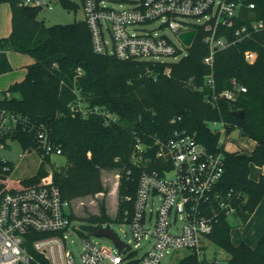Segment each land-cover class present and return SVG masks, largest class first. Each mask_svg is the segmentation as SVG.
Segmentation results:
<instances>
[{"label":"trees","instance_id":"16d2710c","mask_svg":"<svg viewBox=\"0 0 264 264\" xmlns=\"http://www.w3.org/2000/svg\"><path fill=\"white\" fill-rule=\"evenodd\" d=\"M62 1L70 5L68 0ZM235 1L239 9L233 25L220 24L217 37L235 39L237 27L264 19V0ZM2 2L11 6L12 31L0 38V74L12 70L7 50L28 54L34 61L27 66L25 77L11 84L0 98V110L27 117L36 127L44 125L52 143L61 148L66 164L52 167V181L63 198L74 200L104 191L102 170L120 169L123 176L116 220L122 221L124 211L133 207L142 169L133 162L137 145L144 144L153 155L156 138L185 129L210 149L224 151L225 173L219 190L224 196L231 194L230 205L235 211L230 216L239 224L249 221L264 198V173L258 179L250 175L252 164L264 165V30L253 31L219 50L212 67L204 62L209 46L202 26H195L196 38L178 60H122L94 51L85 20L48 27L38 19L41 9L19 6L17 0ZM247 50L257 53L253 62L246 60ZM210 73L212 85L207 82ZM233 80L246 91L235 90ZM227 89L235 90V100H209ZM78 101L88 107L98 106L117 120L108 121L101 112L83 116L72 108ZM238 109L244 110L243 116L236 115ZM174 118L179 119L172 122ZM213 121L223 122L227 134L237 127L256 146L251 151L225 150L221 133L211 125ZM9 138L18 139L24 149L38 147L35 129L23 124L2 139L7 142ZM46 162L51 163L50 155L43 157L38 172L27 183H38L48 175ZM7 164L10 172L14 165L10 161ZM8 182L17 184L13 177ZM127 196L131 200H126ZM99 209L84 217L73 215L89 222L81 225L84 235L110 224L105 202ZM230 216L218 213L208 234V239L229 255L221 264H264V233L256 246L244 241L236 244L231 237ZM204 262L190 253L177 264Z\"/></svg>","mask_w":264,"mask_h":264},{"label":"built area","instance_id":"2783aa9c","mask_svg":"<svg viewBox=\"0 0 264 264\" xmlns=\"http://www.w3.org/2000/svg\"><path fill=\"white\" fill-rule=\"evenodd\" d=\"M17 2L22 7L54 8V0ZM83 6L94 51L122 60H165V57L178 60L188 53L196 38L195 35L192 44L187 46L180 33L202 26L207 31L204 40L209 46L204 62L212 67L219 50L253 31L264 30V19H261L237 27L235 39L217 37L220 24L233 25L239 9L235 0H135L125 8L114 7L113 0H83ZM189 17H197L198 22L189 21ZM157 20H161V24L151 28ZM161 25L171 29L182 45L177 46L163 34L159 29ZM256 57L255 51H245L247 61L253 62ZM213 81L210 73L207 82L212 85ZM232 82L235 90L246 91L235 80ZM235 90H224L209 100L219 97L235 100ZM72 108L83 116L101 112L108 121L117 120L114 114L98 106H85L81 101ZM20 124L36 132L38 147H28V151L33 150L42 158L62 154L61 148L50 140L44 125L36 127L27 117L5 110H0V148L7 144L2 138H8ZM211 125L221 133L220 143L227 150L223 139L224 135L228 137L227 126L219 121ZM154 147L151 155L149 148L140 143L133 156V162L142 169L133 207L124 211L122 221L130 224L136 248L120 237L124 244L121 249L111 238L112 248L93 242L91 236L81 232L73 209L68 211L72 207L71 200L63 198L52 178L27 183L30 177H15L13 169L8 172L11 169L8 160L0 158V264H101L106 260L112 264H163L167 254L183 249L200 260L205 259V245L217 214L225 212L230 216L235 211L230 205L231 194L224 196L219 190L225 173L224 151L210 149L185 129H175L165 138H156ZM152 163L156 166H151ZM10 177H14L17 184L9 183ZM125 199L131 200V197ZM73 233L83 238V247L78 252L69 246ZM144 240L150 247L140 255L139 245ZM221 263L216 257L211 262Z\"/></svg>","mask_w":264,"mask_h":264},{"label":"rangeland","instance_id":"374dc122","mask_svg":"<svg viewBox=\"0 0 264 264\" xmlns=\"http://www.w3.org/2000/svg\"><path fill=\"white\" fill-rule=\"evenodd\" d=\"M70 5H66L62 0H54V8L53 9H41L38 13V19L43 20L46 23L53 24H67L73 23L75 21L85 20V10L83 6V0H68ZM135 0H113L114 7H129L134 4ZM0 6H8V3H0ZM189 21L193 23L198 22L197 17H189ZM161 24V20H157L155 24H151V28H155L157 25ZM163 34L169 36L177 46H181V40L178 36L167 26L161 25L160 28ZM165 60H172L171 57H165ZM161 60V59H159ZM225 141V147L228 151H237V150H252L255 147V142L248 136H245L240 129L237 127L234 128L228 134L223 136ZM0 158L8 160L13 163V174L17 178H27L35 175L42 162L43 158L39 156L33 150L28 151V149H24L22 144L18 139L9 138L7 140V144L4 147L0 148ZM51 163H45L46 168L48 169V175L43 177L44 180H50L53 176V168H60L66 164L65 156L61 154H53L50 156ZM45 161V160H44ZM260 171L258 168L253 167L251 174L252 178H257ZM123 171L120 169H104L102 170L101 177L103 181V185L105 190L94 195H86L83 197H78L74 200H71L72 207L68 208L69 210L74 211V214L77 216L84 217L87 214H95L99 212V204L105 202L108 214L111 217V228L117 234L118 237L123 239L125 242L131 244L132 248L135 247V243L133 241L131 226L127 222H122L116 220L118 213V205H119V192H120V184ZM127 176V174L125 173ZM14 178V177H13ZM15 179V178H14ZM262 203V202H261ZM157 207V201L153 204V209L155 210ZM258 210V209H257ZM83 215V216H82ZM261 220V216L258 218L256 211L253 215V218L246 224H239L237 218L230 216V222L233 225V229L231 232L232 241L238 243L243 241L244 237L247 236H257V228L258 223ZM76 224L79 226L87 225L89 222L84 218L76 219ZM87 235V234H86ZM90 239L93 242H96L102 246L112 248L113 242L107 236H91ZM69 246L72 247L74 252H78L83 247V238L82 236L73 233L69 239ZM150 244L145 240L142 241L139 245V254L142 255L145 251L148 250ZM190 254V251L187 249L178 250L174 252V254H167L163 259V264H177L178 261ZM228 254L221 248H219L215 243L211 240L206 242V251H205V262L203 264H211L214 258H218L221 262L225 263L228 258ZM101 264H112L110 261H103Z\"/></svg>","mask_w":264,"mask_h":264},{"label":"crops","instance_id":"0c3cea01","mask_svg":"<svg viewBox=\"0 0 264 264\" xmlns=\"http://www.w3.org/2000/svg\"><path fill=\"white\" fill-rule=\"evenodd\" d=\"M3 3H7V2H3ZM11 31H12V10H11V6H10V4H9V7L8 6H2V8H1V6H0V38L8 37L10 35ZM6 52H7L9 61L12 65V70L8 71L6 73L0 74V98L3 97L5 91L9 88V86L11 84L15 83L16 81H20L25 77L26 72H27V66L30 65L31 63H33V61H34V59L30 55L25 54V53L13 51V50H7ZM255 146H256V142H255ZM253 167L259 169L260 173H259L258 177L260 176V174L264 173V165L258 166V165L252 164L251 165V171H252ZM258 177L254 178V179H258ZM261 202L262 203H260L255 210L257 217L259 218L261 216V220L258 223L257 236L256 237L255 236L254 237L253 236H247V237H244V239H242L244 242L250 244L251 246H256L258 244L261 236L264 233V198ZM255 211H254V213H255ZM254 213L250 217L249 221L253 218ZM247 223H246V225H247ZM243 241H240L236 244H239Z\"/></svg>","mask_w":264,"mask_h":264},{"label":"water","instance_id":"95a60500","mask_svg":"<svg viewBox=\"0 0 264 264\" xmlns=\"http://www.w3.org/2000/svg\"><path fill=\"white\" fill-rule=\"evenodd\" d=\"M46 25L49 27L52 23L47 22ZM196 35V29H191L185 32L180 33V38L184 41L187 46H190L193 42V39ZM236 115L243 116L244 110L238 109L235 111ZM89 236H107L113 240V242L121 249L123 247V241L116 235V233L111 228L110 224H107L105 227L100 226L96 230L88 233Z\"/></svg>","mask_w":264,"mask_h":264}]
</instances>
